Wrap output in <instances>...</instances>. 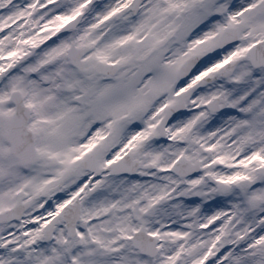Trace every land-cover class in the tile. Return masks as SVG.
<instances>
[{
	"label": "snow or ice",
	"instance_id": "1",
	"mask_svg": "<svg viewBox=\"0 0 264 264\" xmlns=\"http://www.w3.org/2000/svg\"><path fill=\"white\" fill-rule=\"evenodd\" d=\"M0 264H264V0H0Z\"/></svg>",
	"mask_w": 264,
	"mask_h": 264
}]
</instances>
